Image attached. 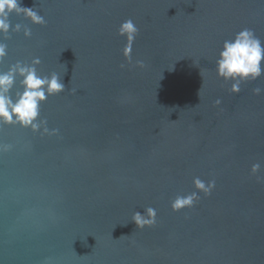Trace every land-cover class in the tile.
<instances>
[{"label": "water", "instance_id": "1", "mask_svg": "<svg viewBox=\"0 0 264 264\" xmlns=\"http://www.w3.org/2000/svg\"><path fill=\"white\" fill-rule=\"evenodd\" d=\"M22 6L46 23L12 14L32 35L0 37V71L39 57L65 91L41 104L48 132L0 126V264H264V76L233 93L215 63L244 28L264 41V0ZM197 177L211 194L173 211ZM148 207L156 223L137 228Z\"/></svg>", "mask_w": 264, "mask_h": 264}, {"label": "clouds", "instance_id": "2", "mask_svg": "<svg viewBox=\"0 0 264 264\" xmlns=\"http://www.w3.org/2000/svg\"><path fill=\"white\" fill-rule=\"evenodd\" d=\"M13 13L23 15L32 24L46 23L39 11L33 7L22 6V0H0V37L7 38L11 32H20L22 29L26 38L31 37V28L19 23L12 24ZM138 32L139 29L132 19L123 21L118 28V34L125 36L128 41L124 49V55L128 59L131 58V45ZM7 48V44L0 39V61H3L7 55ZM40 63L39 57H36L31 63L17 61L7 71H0V126L19 125L30 128L34 132L40 131L43 127L44 132L49 131L46 126L47 121L40 118L41 104L49 96L64 92L65 84L56 72L41 75L36 67ZM215 63L217 76L224 81H231L230 91L239 93L242 82L257 81L264 76V41L252 29L244 28L232 39L223 42ZM13 89H16L15 93ZM253 91L254 94L259 95L264 92V88L257 87ZM216 103L219 104L220 101L217 100ZM52 131L57 133L59 130ZM10 147L11 145H0V149L3 150ZM259 168V164L252 165V172H257ZM193 184L198 191L187 195H177L171 201L173 211L193 207L198 199V192L210 195L215 187V181L205 182L198 177L193 180ZM156 217V210L148 207L143 213L135 211L132 221L137 228H143L154 225Z\"/></svg>", "mask_w": 264, "mask_h": 264}]
</instances>
